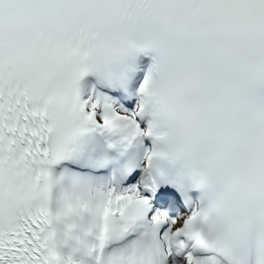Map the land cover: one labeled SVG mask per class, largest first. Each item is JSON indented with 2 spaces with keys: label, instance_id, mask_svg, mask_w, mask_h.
<instances>
[{
  "label": "snow or ice",
  "instance_id": "6c2138e0",
  "mask_svg": "<svg viewBox=\"0 0 264 264\" xmlns=\"http://www.w3.org/2000/svg\"><path fill=\"white\" fill-rule=\"evenodd\" d=\"M0 264H264V0H0Z\"/></svg>",
  "mask_w": 264,
  "mask_h": 264
}]
</instances>
